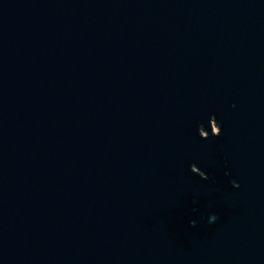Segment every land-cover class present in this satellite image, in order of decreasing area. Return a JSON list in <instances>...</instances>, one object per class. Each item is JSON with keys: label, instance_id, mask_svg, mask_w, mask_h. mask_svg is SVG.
Here are the masks:
<instances>
[{"label": "water", "instance_id": "95a60500", "mask_svg": "<svg viewBox=\"0 0 264 264\" xmlns=\"http://www.w3.org/2000/svg\"><path fill=\"white\" fill-rule=\"evenodd\" d=\"M0 264H264V0H0Z\"/></svg>", "mask_w": 264, "mask_h": 264}, {"label": "flooded vegetation", "instance_id": "af4514ba", "mask_svg": "<svg viewBox=\"0 0 264 264\" xmlns=\"http://www.w3.org/2000/svg\"><path fill=\"white\" fill-rule=\"evenodd\" d=\"M215 126H216V128H217V129H216V131H217V130H218V126H217L216 124H215Z\"/></svg>", "mask_w": 264, "mask_h": 264}]
</instances>
